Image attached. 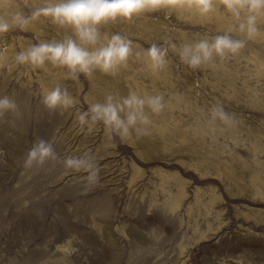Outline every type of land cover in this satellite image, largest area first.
<instances>
[{"label":"rangeland","instance_id":"rangeland-1","mask_svg":"<svg viewBox=\"0 0 264 264\" xmlns=\"http://www.w3.org/2000/svg\"><path fill=\"white\" fill-rule=\"evenodd\" d=\"M19 2L23 3V0ZM56 2L57 0H29L33 8L47 7ZM217 2L218 10L232 21L234 30H230L225 23L218 26L213 23L216 21L213 18H188L184 10L178 12L172 5H165L155 11L134 14L131 19L117 18L115 21L102 23L99 25L100 45L97 46L107 43L117 32L133 41L127 61L120 63L116 71L125 75L128 84L134 89L136 82L144 85L147 93L154 96L150 92L149 77L145 75L148 72L145 61L151 59L144 50L154 43L163 45L167 49L166 63L158 70L161 73L166 72L168 81L165 89L162 86L160 89L166 92L171 89L176 94L187 97L191 103L204 107L207 112L210 108H223L229 113L231 121L237 122L238 128L246 130V126L256 127L264 133V108L260 106L264 103V98L259 101L256 99L257 104H253L243 95L239 97L245 100L239 102L232 96H223L216 91V86L213 87V83L218 81L215 72L204 67L205 63L193 69L180 56L184 45L196 44L202 39L212 42L219 35H228L233 40L244 41V54L248 59L263 52L261 40L258 37H249L247 32V18L254 13L250 12L243 18V23H240L234 14L228 13L223 0ZM243 3L246 5V1L243 0ZM23 11L27 15L31 10L25 7ZM172 15L176 16L175 20H172ZM240 25H245L244 29ZM255 26L264 27L262 21L257 18ZM71 34L69 26L60 25L52 17L41 15L34 18L23 32L15 29L0 35V47L6 46L13 51L5 65L16 67L13 76L10 80L8 78L3 86L1 80L7 72L0 74V96L6 93L15 101L13 92L19 90L22 81L26 83L28 67L33 77L34 92L39 86L38 74L47 81L55 77L56 85L67 89L69 94L73 91L74 82L82 83L78 101L68 110L73 109V112L80 113L87 111L95 104L96 92H100L98 97L105 93L100 83H92L89 75L81 73L76 79L75 74L66 66L52 61H46L41 67L18 64L15 61L16 54L27 50L32 44L49 40L61 41ZM77 42L81 43L82 47H92ZM246 57L237 61L232 52L226 51L221 60L238 70V85L241 84V79L246 78V83L259 87L263 80L257 81V77L253 75L254 71L246 72L253 68V62L246 61ZM0 68L2 70L3 66ZM19 68L22 69L21 76L14 77ZM35 68L38 69V74ZM87 95L88 100L85 99ZM31 96L29 103L20 106V110L17 104V110L6 111L0 115L1 126L4 125L0 135V264H174L180 258L186 259L183 264H264V203H256L257 198L248 194L249 187L243 180L238 184L226 181L197 161H192L194 167L172 159L175 155H168V159L145 161L136 154L135 146L124 142L120 135L110 128L115 153L107 155L102 161H112V167H109L107 173L98 174L95 181L88 180V176L76 178V192L67 191L75 181L71 180V175L59 178L57 169L52 165L53 159L26 166L24 160L29 148L39 139H43L46 132L44 127L39 130L34 127V114L27 111L28 106L30 109V102L37 99V96ZM91 115L89 112V117ZM239 116L246 120V126L238 121ZM69 121L70 119L67 123ZM92 121L100 126L99 129L105 125L100 120ZM49 123L51 119L47 121V124ZM172 124L168 121L169 126ZM59 125L63 127L62 131L64 125ZM58 136L59 134L48 142L52 144L57 159H64L66 154L56 151V148L62 145ZM19 140L23 144H20ZM171 140L177 145L180 144L177 140ZM193 145L199 148V145ZM228 146L243 156L247 163L252 162L253 154L248 150L247 139L236 144L228 143ZM261 154L260 158L264 159V153ZM222 158L232 164L228 155L224 154ZM122 159L128 170L127 175L101 183L109 176L117 174V166L122 163ZM132 161L143 169L139 184L144 185L127 192L124 180L129 176ZM155 168L176 172L187 183L188 195L185 197V203L174 210V218L169 227L165 221L160 222L153 217H161L164 214L158 206L163 199V189L176 192L174 174L161 173L156 176L151 173V169ZM85 173L87 171L82 172ZM117 185L121 187L115 190ZM210 186L216 188L221 198L212 208L208 203L211 196ZM227 188H231V191L237 192L238 195H230ZM154 189L157 192V201L149 205L147 200ZM108 198L110 204L106 205ZM187 206L190 208L188 212ZM102 209H106L112 221L111 226L115 228V234L121 240L119 248L104 246L101 243V234L99 235L93 226H89L90 222H99L98 214ZM165 215L166 218L169 217V214ZM122 230H126L128 234L122 233ZM60 245L65 246L64 255L59 251ZM179 245L185 248L182 255H179Z\"/></svg>","mask_w":264,"mask_h":264},{"label":"bare ground","instance_id":"bare-ground-1","mask_svg":"<svg viewBox=\"0 0 264 264\" xmlns=\"http://www.w3.org/2000/svg\"><path fill=\"white\" fill-rule=\"evenodd\" d=\"M217 1L218 0H211L213 8L207 13H201L195 5L189 7L186 0H178V2L172 6L178 10V12L184 10L188 18H205L209 20L210 18H213L216 20L213 23H216L218 26L225 23L230 30H234L232 21L229 20V18H226L223 12L218 10ZM244 1H246L247 4V0ZM226 10L230 15L235 11L229 9ZM239 11L240 15L237 19L240 23H243V18L252 12L257 19L262 21V25L264 26V9L253 11L247 6H244L241 7ZM175 19L176 16L172 15V20ZM234 19L235 18H233V20ZM148 28L149 27H146V29ZM39 37L42 38L41 35H39ZM256 37L261 40V47H263V52L259 56L254 55V58L252 57L248 59L244 54L243 48L245 46L239 49L236 53H233V55L237 61L246 57V61L251 60L253 62V68H249L246 72L251 73L254 71L253 75L257 77V81L260 79L263 80L262 83H259L261 86L257 87L255 84L249 85L246 83V78L241 79V84L238 85L236 77L238 70L235 67L228 66L221 60V56H216L214 54L212 59L204 64V67L215 72L218 81L213 83V87L216 86V91L223 96L227 95L234 97L237 102L245 100V98L239 97V95L246 96L253 104H257L256 99L259 101L261 98H264V27L257 28L256 33L252 35V38ZM192 45L194 46L195 44ZM6 49L4 58L0 59V67L3 66L2 70L0 68V74L3 71L7 72L1 80L2 86L8 81V78L10 80L11 76H13L12 73L16 68L15 65H10L11 67L5 65V62L10 60V55L13 54L11 49L8 47ZM145 64L148 66V72H146L145 75L149 77L150 92H152L154 96L163 97V108L159 112H153L151 107L146 104L144 106V115L148 117L150 122L147 124H140L138 121L137 125L130 130L129 134H119L122 140L135 146L136 154L141 156L145 161L153 159H168V155H175L172 159L186 163L188 167H194L192 161H197L200 165L205 166L206 169H212L217 176L223 177L226 181L229 180L231 183L238 184L240 180H243V183L249 187L248 194L253 198H257L256 203H264V159L260 158V155L262 156L261 153H264L263 131L256 127L251 128L246 126V120L242 116H239L238 121L246 126V130L238 128L237 122H233V120L225 122L214 117L213 112L215 109L210 108L209 112H207L204 107L198 106L196 103H191L187 97L178 95L171 89L169 92L163 91L160 87L162 86L165 89V84L168 81L165 76L166 72L161 73L158 68H154L151 60L145 61ZM35 71L38 74L39 71L37 68H35ZM21 74L22 69L19 68L14 74V77H19ZM37 77V84L39 86L36 92H34L32 89V73L27 67L26 83L25 81H22L19 84V90L13 92L15 102L19 105V110L21 109L20 106L23 107L25 103H29L30 97H32L31 95H33V97L34 95L37 96L36 100L30 102V109L27 105V111L34 114H32L35 118V121L33 122L34 127H37V130L43 127L46 128L45 134L43 132V139L48 141L59 134L58 139L61 141L62 145L57 147L56 151L66 154L67 157H76V155L81 156L80 158H78V156L76 158L84 159L87 164H91L93 167L98 165V174L107 173L110 170L109 167H112L110 166L112 161H102V159L107 157V155L115 153V144L111 137L110 127L104 125L99 129L100 126L94 124V121L92 120H88L86 124H82L78 119L80 111L73 112V109L72 111L71 109L68 110L69 107L64 108L62 106H57L54 110L48 108L43 103L42 98L51 89L57 87L56 79L55 77H52L50 81H47L39 74ZM89 77L92 79L91 81L93 84L100 83L101 88H104L105 91L104 95L99 97L97 95L100 92H96V95L94 96L95 104L103 103L109 95L113 96L117 103L122 102V99L129 95H135L142 99H147V97L152 96L147 93L144 85H139L135 82V89L130 86L126 80V76L117 72L116 68L109 73L102 72L99 68H96ZM72 89L73 91L70 95L74 98L76 103L82 91V83L76 84V82H74ZM5 95L7 96L6 93L1 96ZM85 99L88 100V95ZM260 106L264 108V103ZM127 111V108L121 111V116L126 117ZM209 114L211 116H209ZM182 115H184V117ZM28 118L29 117H27V119ZM66 118L67 120L70 119L68 123ZM49 119H51V123L47 124ZM168 121L173 124L169 126ZM59 124L64 125L62 131L61 129L63 127H60ZM2 126L0 121V135H2V130L4 129ZM150 127L153 129H150ZM206 138H208L207 141ZM171 139L177 140L180 144H175ZM246 139L249 142L248 150L253 154V160L251 163H247V160L243 156L234 152L232 148H229L228 146V143L236 144L237 142ZM19 142L21 144L22 141L19 140ZM194 143L199 145V148H196L195 145H193ZM20 152L21 150L19 149L18 153L20 154ZM224 154L229 156L232 164L222 158ZM62 161L63 158L57 160L53 159L52 165L57 169V175L59 178H65L69 175L72 176L71 180L75 181V183H72L73 185L69 187L67 191L76 192L78 189L76 186V178L87 177L88 172L82 174V172L85 171L67 168ZM117 170V174L109 176L102 180L101 183L111 181L112 178H116L114 180H117L120 176L127 175L128 170L123 159L122 163H119L117 166ZM151 173L156 176H160L161 173L174 174L176 192L173 193L172 190L170 191L168 189L166 191L165 188L163 189L165 191L161 192L163 199L158 203V206L164 211V214H162L161 217H153V219L156 218L160 222L165 221V224L169 227L174 218V210L185 203V197L188 195L187 183L182 179L183 177L178 176L176 172L163 171L161 168H155L151 169ZM142 176L143 169L137 163L132 161L129 176L124 180L128 189L127 192L144 185L143 183L139 184ZM159 180L162 179L159 178ZM160 186L162 187L163 184L161 183ZM120 187L121 185H117L114 189L118 190ZM146 187L147 186H144V188ZM209 188H211V196L208 203L212 208L214 203L217 200L220 201L221 198L215 187L210 186ZM227 189L230 195H238L237 192L231 191V188ZM151 191L149 199L147 200L149 205L157 201V192H155V189ZM144 193L145 192L142 194L144 195ZM105 204H110V198L105 201ZM188 210H190V208L187 206V212ZM166 213L169 214V217L167 218L165 215ZM98 215L100 216L99 222H90L89 226H93L98 234H101V243L111 249L121 247V240L117 238L115 234L116 230L111 226L112 221L111 218L108 217L109 215L106 209H102ZM179 223H182L181 217ZM121 232L128 234L126 230H122ZM184 249V247L179 245V255L184 253ZM59 251L64 255L66 252L65 246L60 245ZM60 258L62 259V257ZM185 260L186 259L180 258L174 264H183L185 263Z\"/></svg>","mask_w":264,"mask_h":264},{"label":"clouds","instance_id":"clouds-1","mask_svg":"<svg viewBox=\"0 0 264 264\" xmlns=\"http://www.w3.org/2000/svg\"><path fill=\"white\" fill-rule=\"evenodd\" d=\"M178 0H57L56 3L47 7L33 8L29 0H0V35L12 30L19 29L21 32L27 29V25L41 15L52 17L60 24L71 28L72 34L61 41H45L30 45L27 50L20 51L15 56L18 64H29L41 67L46 61L66 66L76 79L79 74L91 75L94 69L99 68L102 72L109 73L120 63L126 62L131 53L133 41L114 33L107 43L100 45L101 30L99 25L115 21L117 18L131 19L134 14L144 11H155L165 5L171 6ZM189 7L195 5L201 13L212 10L211 0H186ZM224 6L229 10H235L233 14L239 17L241 7L247 6L253 11L264 9V0H223ZM29 8L30 14H25L23 8ZM256 17L250 15L247 18L246 26L249 37L257 31ZM244 28L245 25H240ZM80 41L92 47L81 46ZM244 47V41L233 40L231 36L219 35L212 42L202 39L193 45H184L180 52L181 58L193 69L200 67L212 59L213 55L223 56L225 52L236 53ZM6 46L0 47V59L6 53ZM146 55L153 62L154 68H162L165 63L167 49L161 44H152L144 50ZM11 67V66H9ZM43 103L50 109L57 106L64 108L75 104L74 98L67 89L57 86L43 96ZM163 97L149 96L142 99L135 95H129L117 103L114 97L109 95L103 103L91 105L87 111H82L78 117L82 124L90 119L103 121L114 132L121 135L129 134L137 122L140 124L149 123L144 115V106L147 104L153 112H159L163 108ZM17 103L8 96H0V115L6 111L17 110ZM128 109L126 117L121 116V111ZM89 112L92 114L89 117ZM213 116L222 121L231 120L229 113L223 108L214 110ZM45 159H57V154L51 143L39 139L37 143L29 148L24 163L31 166L34 162L43 163ZM62 163L65 167L88 172L87 179L95 181L98 179L99 167L93 168L84 159L66 157Z\"/></svg>","mask_w":264,"mask_h":264}]
</instances>
